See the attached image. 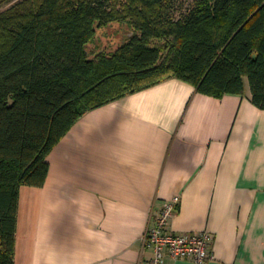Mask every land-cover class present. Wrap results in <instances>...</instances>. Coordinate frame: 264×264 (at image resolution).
<instances>
[{
	"label": "crops",
	"instance_id": "obj_1",
	"mask_svg": "<svg viewBox=\"0 0 264 264\" xmlns=\"http://www.w3.org/2000/svg\"><path fill=\"white\" fill-rule=\"evenodd\" d=\"M245 93L205 95L177 77L81 115L21 185L14 264H148L142 238L179 196L176 233L208 230L205 263L264 264V109Z\"/></svg>",
	"mask_w": 264,
	"mask_h": 264
},
{
	"label": "trees",
	"instance_id": "obj_2",
	"mask_svg": "<svg viewBox=\"0 0 264 264\" xmlns=\"http://www.w3.org/2000/svg\"><path fill=\"white\" fill-rule=\"evenodd\" d=\"M0 0V264H14L21 185L86 111L166 78L205 95L245 93L264 109V0ZM132 27L90 55L96 29ZM162 40V47L151 43Z\"/></svg>",
	"mask_w": 264,
	"mask_h": 264
},
{
	"label": "built area",
	"instance_id": "obj_3",
	"mask_svg": "<svg viewBox=\"0 0 264 264\" xmlns=\"http://www.w3.org/2000/svg\"><path fill=\"white\" fill-rule=\"evenodd\" d=\"M179 196L164 202L142 238L143 244L152 248L153 254L148 264H164L166 256L185 257L198 263H205L214 257L212 252L213 235L208 230L194 232H174L170 219L179 205Z\"/></svg>",
	"mask_w": 264,
	"mask_h": 264
},
{
	"label": "rangeland",
	"instance_id": "obj_4",
	"mask_svg": "<svg viewBox=\"0 0 264 264\" xmlns=\"http://www.w3.org/2000/svg\"><path fill=\"white\" fill-rule=\"evenodd\" d=\"M192 2L193 0H175V4L172 7V11L175 15H178L180 12L184 11L187 7H189ZM7 6L9 5L2 6L0 10H3ZM131 30L132 27L118 21H113L97 28L94 37L87 45V49L90 55L100 50L106 52L113 51L119 46L122 41H124L128 37ZM162 42L163 41L159 39H154L151 41L152 44L161 47Z\"/></svg>",
	"mask_w": 264,
	"mask_h": 264
}]
</instances>
